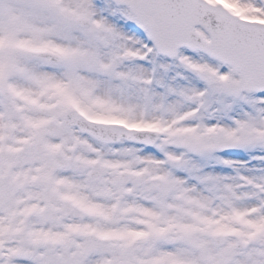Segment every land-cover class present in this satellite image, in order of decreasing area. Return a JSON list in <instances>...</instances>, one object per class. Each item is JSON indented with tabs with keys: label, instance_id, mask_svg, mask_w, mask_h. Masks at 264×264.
I'll return each instance as SVG.
<instances>
[{
	"label": "snow or ice",
	"instance_id": "1",
	"mask_svg": "<svg viewBox=\"0 0 264 264\" xmlns=\"http://www.w3.org/2000/svg\"><path fill=\"white\" fill-rule=\"evenodd\" d=\"M0 264H264V0H0Z\"/></svg>",
	"mask_w": 264,
	"mask_h": 264
}]
</instances>
